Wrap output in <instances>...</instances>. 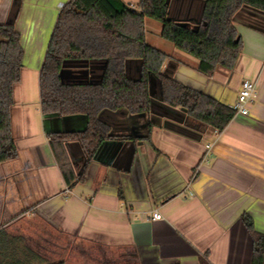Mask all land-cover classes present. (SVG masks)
<instances>
[{
  "label": "crops",
  "instance_id": "obj_1",
  "mask_svg": "<svg viewBox=\"0 0 264 264\" xmlns=\"http://www.w3.org/2000/svg\"><path fill=\"white\" fill-rule=\"evenodd\" d=\"M69 0H0V24L14 25L24 49L14 86L11 133L18 157L0 164V227L20 215L19 236L51 263L252 264L255 242L243 217L264 235V13L241 9L234 24L243 50L235 67L199 73L198 62L161 38L162 24L145 19L146 42L167 57L161 73L232 108L241 84L256 83L249 115L236 114L218 132L163 102L150 83L148 113L105 110L111 136L73 188L66 184L50 135L78 134L85 115H44L40 73L61 9ZM137 10L139 0H124ZM169 18L200 23L203 0H168ZM63 5V7H62ZM107 61L66 60V84H99ZM142 61L127 62L139 80ZM76 175L86 164L67 144ZM159 212L160 220L153 214Z\"/></svg>",
  "mask_w": 264,
  "mask_h": 264
},
{
  "label": "trees",
  "instance_id": "obj_2",
  "mask_svg": "<svg viewBox=\"0 0 264 264\" xmlns=\"http://www.w3.org/2000/svg\"><path fill=\"white\" fill-rule=\"evenodd\" d=\"M200 23L169 18L168 0H139L137 10L124 0H69L61 9L40 73L41 108L44 115H85L88 126L78 134L50 135V146L69 188L81 182L87 166L101 145L114 139L111 127L100 120L105 110H126L130 115L148 113L152 106L150 83L156 79L163 102L182 108L218 132L236 115L233 108L183 86L161 73L167 55L146 42L145 19L162 24L161 38L197 60L196 70L212 76L218 67L232 70L243 50L235 15L243 8L264 13V0H203ZM24 49L14 25L0 24V164L18 157L11 133L10 110L14 86L21 81ZM66 60H105L99 84H66L61 73ZM142 61L139 80L127 74V62ZM77 142L85 166L76 175L67 144ZM243 221L255 242L252 264H264V235L254 230L250 217ZM0 264L51 263L27 244L26 238L11 235L0 227Z\"/></svg>",
  "mask_w": 264,
  "mask_h": 264
},
{
  "label": "built area",
  "instance_id": "obj_3",
  "mask_svg": "<svg viewBox=\"0 0 264 264\" xmlns=\"http://www.w3.org/2000/svg\"><path fill=\"white\" fill-rule=\"evenodd\" d=\"M255 92H256V83L250 80H245L242 82L237 101L232 107L236 114H240V115L250 114V105L251 102L253 101ZM153 219L160 220L162 219V216L160 215L159 212L156 211L153 214Z\"/></svg>",
  "mask_w": 264,
  "mask_h": 264
},
{
  "label": "rangeland",
  "instance_id": "obj_4",
  "mask_svg": "<svg viewBox=\"0 0 264 264\" xmlns=\"http://www.w3.org/2000/svg\"><path fill=\"white\" fill-rule=\"evenodd\" d=\"M151 21H153V22H155V23H160V22H158V21H156V20H153V19H151ZM20 215H18L17 217H15V219H13V221L14 220H16V221H14L9 227H2V228H4L5 230H7L11 235H14V236H19L20 235V232L22 231V228H19V224H18V221H19V217ZM10 221H3V220H1V222H0V224H2V225H4V224H7V223H9Z\"/></svg>",
  "mask_w": 264,
  "mask_h": 264
}]
</instances>
